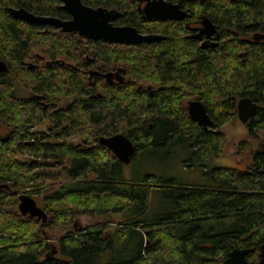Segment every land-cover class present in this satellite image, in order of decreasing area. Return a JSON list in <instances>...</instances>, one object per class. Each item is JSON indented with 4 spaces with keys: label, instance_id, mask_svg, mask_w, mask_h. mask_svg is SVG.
<instances>
[{
    "label": "trees",
    "instance_id": "16d2710c",
    "mask_svg": "<svg viewBox=\"0 0 264 264\" xmlns=\"http://www.w3.org/2000/svg\"><path fill=\"white\" fill-rule=\"evenodd\" d=\"M166 1H180L189 10L188 21L210 20L228 54L220 56L222 47L201 53L183 38L186 22H141L139 0H81L88 7L122 12L116 25L164 36L156 43L121 48L29 25L8 13L23 8L68 20L57 0H0V61L8 69L0 73V125L7 130L0 137V264H222L234 249L250 250L246 260L257 261L264 245V156L255 157L250 173L213 169L206 173L210 187H180L150 175L127 182V165L99 144L104 136H126L134 146L131 164L144 152L184 140L185 164L204 168L221 154L226 137L219 128L236 118L238 99L257 102L264 125V48L248 46L250 55L242 60L236 57L242 42L231 51L232 27L243 34L264 32V0ZM87 60L106 70L122 68L133 83L112 88L102 79L90 82L83 71ZM183 81L189 83L188 97L201 102L213 120L210 130L189 118L180 103L186 98H174ZM17 86L30 97H18ZM61 102L64 114L51 117L55 133L35 134L39 118ZM72 112L75 117L69 116ZM72 137L78 142L71 144ZM23 153L31 156L29 162L17 159ZM58 165L68 182L55 189L61 174L48 169ZM156 188L172 208L148 221ZM43 193L45 223L18 212L19 197ZM114 214L125 219L113 232L106 224L75 226L80 216ZM55 228L67 231L53 244L45 231Z\"/></svg>",
    "mask_w": 264,
    "mask_h": 264
},
{
    "label": "water",
    "instance_id": "95a60500",
    "mask_svg": "<svg viewBox=\"0 0 264 264\" xmlns=\"http://www.w3.org/2000/svg\"><path fill=\"white\" fill-rule=\"evenodd\" d=\"M57 1L61 4L60 8L69 14L70 19L61 20L49 16H36L23 8H9L8 13L14 19L23 21L29 25L53 27L61 33L73 34L87 41L134 45L149 44L164 38L158 35H141L135 28L129 26H113L112 22L121 17L119 11L108 10L102 7H88L81 0ZM141 12L143 19L148 21L154 19L180 21L187 17L185 11L181 10L180 3L172 4L165 0H147ZM206 26L209 30H212L209 34L215 33L209 21ZM26 66L28 69L38 68V66L33 64H26ZM7 72L6 64L0 61V73ZM120 72V69L115 72L118 82L123 80L118 76ZM112 76V73H107L104 75V78L109 82ZM256 109L257 105L250 98H241L236 105L238 120L242 124H245L254 115ZM187 113L190 119L201 125L204 130L212 125L205 106L201 102H190L187 107ZM99 144L109 150L122 165L130 164L134 154V146L126 136L116 134L110 137H102L99 139ZM17 209L22 216H27L30 219H39L42 223L46 222L45 213L30 196L19 197ZM249 252L250 250L247 249H234L228 254V257L222 264H264V245L261 246L259 260L256 263L247 262L246 256Z\"/></svg>",
    "mask_w": 264,
    "mask_h": 264
},
{
    "label": "rangeland",
    "instance_id": "374dc122",
    "mask_svg": "<svg viewBox=\"0 0 264 264\" xmlns=\"http://www.w3.org/2000/svg\"><path fill=\"white\" fill-rule=\"evenodd\" d=\"M16 94L20 98H26L29 96V93H27V91L22 86H17ZM183 102H185L184 99ZM61 105L63 106V104ZM46 114L48 115V117L43 118L41 116L39 118L38 123H36V126L33 127L32 131L35 134L43 133L46 137H48L55 133L54 125L51 122V117L52 115H54V113L52 111H49ZM221 130L223 131L226 137L225 141L227 142V147L225 148L227 149V152L229 154L234 153L236 144L238 145L239 142L243 141L245 137L244 133L246 131L243 129V125L236 118L227 122V124L221 127ZM6 134V128L0 125V137H5ZM68 141L71 144L78 142L75 137L68 139ZM241 154L242 156L236 158L234 156H229L227 153H223L220 158L210 160L204 168L197 166L188 167V164H185V160L188 155V143L184 140H180L176 143L170 144L169 146L157 147L148 152L140 154L136 162L128 164L124 168V179L127 182H137L143 181L146 176L150 175L157 178L174 180L180 187H210L211 182L207 179L205 173L214 168L226 167L243 169L245 165L249 162L248 149L243 151ZM30 157L31 156L27 153L17 155V159L23 163L29 162L31 160ZM62 168L63 165H58L57 168L48 170L50 173L58 174L60 172V169ZM60 174L61 179H59L55 183V189H57L60 184L68 182V180L63 178L61 172ZM30 197L35 200L39 208H42L43 198L45 197L44 193L41 195H31ZM171 208L172 201H167L166 199H163L161 192H159L157 188L153 189L151 191L150 196L149 210L145 214V219L148 221H154L157 217L162 215L165 211L170 210ZM124 219L125 218L122 214H114L107 216L85 215L80 216V218H78L77 220L75 219L74 222L75 224H77L78 228L79 226L82 227L91 224H106L108 227L107 231L113 232L114 229L124 221ZM66 231L67 229L65 228L46 229L45 234L47 237H45L48 238L53 244H56L57 241L63 236V234H65ZM132 248L133 246H131L130 249L128 248L127 256L130 255Z\"/></svg>",
    "mask_w": 264,
    "mask_h": 264
},
{
    "label": "flooded vegetation",
    "instance_id": "af4514ba",
    "mask_svg": "<svg viewBox=\"0 0 264 264\" xmlns=\"http://www.w3.org/2000/svg\"><path fill=\"white\" fill-rule=\"evenodd\" d=\"M185 1H187V0H185ZM198 1H201L202 2L204 0H198ZM232 1H238V0H232ZM146 2H147V0H139L138 5H137V11H138V14H139V17H140V21L141 22H144V21H146V22H149V21H162V22H167V24H169V25L170 24H173L175 22L176 23L186 22L185 29H187V31H185V35L183 36V38H189L191 41H193L194 44H195V47H197L199 50H201V53L207 52L209 50H214V49H218L219 50V47H222V49L220 50L221 52L219 53L220 56L223 58L224 54H226V55L228 54L227 52H225L226 51V48H224V46H222V43H221V40H220V37H219L220 36L219 35V30H218L217 26H215L207 18L200 17L198 20L188 21V20H190L189 19L190 18L189 10L185 9L182 6L181 2L179 1L177 3H180L181 10L185 11V13L187 14V17H185L184 19H182L180 21H170V20H165L164 21V20H155V19L154 20H149V21L148 20H144L143 19L142 12H141V9L145 6ZM172 4H176V3H172ZM60 6H61V4H60ZM105 9H108V8H105ZM108 10H116V11H119L117 9H108ZM120 14H121V17H122V12H120ZM69 19H70V17H69ZM119 19H116L115 21H113L112 22V25L113 26H129V27H133V26H130V25H116V22ZM208 21L212 24L213 30L215 31V33H213V34L212 33L209 34L212 30H209L208 27L206 26V24H207ZM143 25L144 24H142V29H143ZM133 28H135L137 30V32L139 34H141V35H158V36L164 37L162 34H157V33H150V32L141 33L136 27H133ZM232 29H233V31H232V34L231 35L233 37V46H232L231 51L233 49H236L237 41L242 42L243 45H245V46H242L241 47V48L244 47L242 50H238V52L236 54V57H238V59H241L242 60L244 58H247L248 55H250V52L251 51L248 48V46L251 47V48L258 47V49L260 47H263L264 48V32L258 31L257 33L249 32L247 34H243V33H237V31L235 30L234 27H232ZM144 30H147V29L144 28ZM163 39H161V40H163ZM94 42H101L103 44L112 45V46L115 45V46H119L120 48L121 47H126V46L139 45V44H134V45L110 44V43H105V42H102V41H94ZM157 42H159V41H157ZM153 43H156V42H153ZM144 44H147V43H144ZM149 44H151V43H149ZM232 62H234V64H235V65L232 64V66H231V69L234 71L235 70V67L237 66V62L234 59H233ZM87 63H88V67L86 69H83V71L84 72H87V77H88V80L90 82L96 81L97 79H102L105 84H107L109 86H113L112 88H115L117 86H125L129 82L133 83V81H130L127 78V76L124 75V70L122 68H117L115 70H106L105 68H103L104 65H99V63H95L94 64L90 60H87ZM118 69L121 70V72L118 75L119 77H121L123 79L121 82H118L116 80L115 72ZM225 72L226 71H223L224 74H225ZM107 73H112L113 74V76L109 79V82L106 81V79L104 78V75L107 74ZM222 80L223 81H226L225 80V76H224V78H222ZM183 82H185L184 85L178 86L177 89L174 90L173 94L175 95L174 96L175 99H179L181 97L186 98L184 100L185 102L182 101L180 103H182V106H184L185 111L187 113L188 104L190 102H199V101H196L194 98L190 99L188 97L190 94H192L191 92L187 91V90L190 89L189 88V83H187L186 81H183ZM194 86H196V85H194ZM194 86H191V87H194ZM136 88H137V90H141V87H139V86H137ZM151 89H152V91H150V93L152 95H155V94L157 95L156 88H151ZM159 89H164V87L163 86H160ZM121 91L123 92L122 89H121ZM27 93H29V92L27 91ZM87 95L89 96L90 94L87 93ZM28 97H30V93H29V96ZM242 98H249V97H242ZM240 99H238L236 101V103H235V115H236V118H237L236 105H237V102ZM254 103L257 105V109H256V112L254 113V115L252 117H250L249 120L245 124H242L240 122L243 125V129L246 131L244 133L245 134L244 140L241 141V142H239L238 145L236 144L235 151L232 154H229L227 152V149L225 148V147H227V142L225 141V143H224V145L222 147L221 154L218 157L214 158V159L220 158L223 153H227L229 156H234V157L238 158V157L242 156L241 153L243 151H245L246 149H248V151H249V157H248L249 158V162L245 165V167L243 169L226 168V167H224V168H214V169H228V170L235 171L237 173L247 174V173L252 172L255 169V157L257 155L264 156V125L261 124L262 122L259 123L260 122V119H259V116L257 114L258 109H259L260 106H259V104L257 102H254ZM61 104L64 105L65 102L60 103L56 108H53L51 110L53 113H55L56 117H58L59 115L61 116V115L64 114V113H61V111L63 109V106ZM49 109L50 108L47 107L46 108V111H48ZM206 113H207V110H206ZM187 115H188V113H187ZM207 115H208V113H207ZM69 116L70 117H75L76 116V113L75 112H72V113H70ZM47 117H48V115H44L43 118H47ZM209 118H210V116H209ZM210 120L212 122V125L209 126L206 130L203 129L204 131L210 130L211 128L214 127L215 124H214L213 120L211 118H210ZM225 124H227V123L222 124L221 127L224 126ZM199 126H201V125H199ZM221 127L219 129H221ZM104 137H110V136H104ZM107 151H109V150H107ZM205 176H206V173H205ZM258 260H259V256H258L257 261H254V262L251 261L249 263H256V262H258Z\"/></svg>",
    "mask_w": 264,
    "mask_h": 264
}]
</instances>
